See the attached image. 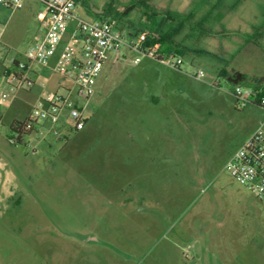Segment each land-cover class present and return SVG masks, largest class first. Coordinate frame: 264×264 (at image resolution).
I'll return each mask as SVG.
<instances>
[{
	"label": "rangeland",
	"instance_id": "374dc122",
	"mask_svg": "<svg viewBox=\"0 0 264 264\" xmlns=\"http://www.w3.org/2000/svg\"><path fill=\"white\" fill-rule=\"evenodd\" d=\"M78 1L81 20L116 15L126 44L136 40L129 33L154 29L165 14L174 22L164 27L183 20L174 38L188 49L181 69L192 82L158 104L160 82L180 79L165 68L170 58L123 46L118 61L112 65L110 53L102 67L82 130L57 138L42 126L13 143L10 125L27 120L42 96L63 92L48 67L34 66L27 82L13 76L11 60L24 61L43 34L40 1L0 5V264H264V200L225 170L264 129V107L238 104L228 84L211 92L202 85L215 76L208 65L264 74V0H226L213 12L211 0H145L148 9L139 0ZM210 10L211 24L200 22ZM249 39L255 46L244 45ZM199 70L203 77L194 79ZM258 85L240 87L245 95ZM161 111L169 118L159 128ZM149 155L154 164L133 165Z\"/></svg>",
	"mask_w": 264,
	"mask_h": 264
},
{
	"label": "built area",
	"instance_id": "2783aa9c",
	"mask_svg": "<svg viewBox=\"0 0 264 264\" xmlns=\"http://www.w3.org/2000/svg\"><path fill=\"white\" fill-rule=\"evenodd\" d=\"M25 0H0V5L15 9ZM43 11L38 21L45 24L41 37L35 38L24 53V61L11 60L14 79L19 82L29 81L27 74L37 67H48L54 59L53 71L59 79L57 88L63 93L46 94L32 106L26 124L35 126L40 132L45 126L54 137H61L84 128L85 104L95 94L96 80L110 53L115 61L123 46L140 51L145 34L139 35L134 43L126 44L125 32L119 24L109 18L91 21L81 20L73 10L78 0H39ZM75 20L74 25L70 22ZM154 58V57H153ZM137 58L133 64H137ZM172 68H178L181 58L167 60ZM204 73L195 72V78H202ZM252 91L244 95L240 86H236L233 95L236 102L244 105L250 102ZM84 101V105L79 104ZM16 142V135L11 139ZM225 170L240 186L248 189L257 199L264 200V129L257 128L229 158Z\"/></svg>",
	"mask_w": 264,
	"mask_h": 264
},
{
	"label": "crops",
	"instance_id": "0c3cea01",
	"mask_svg": "<svg viewBox=\"0 0 264 264\" xmlns=\"http://www.w3.org/2000/svg\"><path fill=\"white\" fill-rule=\"evenodd\" d=\"M42 30L43 31L41 33H44L45 24H44V27ZM39 37H41V36H36L35 38H39ZM171 43H173L175 45L177 51H180L182 53H185L188 51V49L183 45V43L177 42L175 38H172ZM255 44H256V42L253 40H250V39L247 40L246 42H244L245 46L246 45L255 46ZM178 57L182 59V63L178 68L174 69V68L170 67L168 65V63L165 64V66H166L165 68L173 70L175 72V75H177L178 78H180V79L178 81L177 80H174V81L164 80V81H162V82H164V84L162 82H160V84H161L160 86H162V90H161L162 93L158 97L155 98V101L158 102V104L161 101H163L164 99H168V102H170V100L173 96L172 93H174L175 90L183 89V90L187 91V86L191 85V82H192V81H190V80H192V77H191L192 74H190L191 72L187 73V70L181 69V66H182L183 60H184V56H177L175 54L174 58H178ZM15 60L21 61L18 59H15ZM112 62H113L112 65H114L117 61H115V59H113ZM50 65L54 66V59L48 65V68L50 70H52L53 68H50ZM195 66L201 67V65H191L192 68ZM208 67L212 70V72L215 74V76L210 81H202V85L205 86V88L207 90L209 88L210 92H211V90H213L214 88L215 89L216 88L222 89L221 83L228 84L229 87H231V88L228 87V88H226V90L230 95L233 96L234 99H235V97L233 95V91H234V88L236 86H240L242 83L248 82L251 79H258V81H259L258 86H260V87H261L262 83H264V74H260V75L254 77L253 73L247 72V71H245V69H243L242 67H238L237 65H208ZM249 75H251V77ZM243 76H244V80H242V78H239V77H243ZM193 78L196 79L195 77H193ZM167 87L170 88L172 91L171 90L168 91ZM260 87L254 88L251 90L256 91L257 93L264 95V90H262ZM165 89H166V91H165ZM167 91L169 92V94L165 93ZM157 118H158V124H160L159 128L168 125L169 113H167L166 111L159 112L157 114ZM139 146H140V148H138V149H141V145H139ZM149 146L151 147L152 150H154L153 144H151ZM135 160L136 161L133 163V165L140 168L144 163H146V160H148V163L150 165L154 164L155 157H154V155H149V158L142 157L141 159L138 158Z\"/></svg>",
	"mask_w": 264,
	"mask_h": 264
},
{
	"label": "trees",
	"instance_id": "16d2710c",
	"mask_svg": "<svg viewBox=\"0 0 264 264\" xmlns=\"http://www.w3.org/2000/svg\"><path fill=\"white\" fill-rule=\"evenodd\" d=\"M209 0H202V4L207 5V2ZM213 2V6L214 8H211L212 12L218 8H225L224 4L226 0H211ZM236 3V2H235ZM235 3L232 4V6H230V8H232L233 6H235ZM138 5L145 7L146 9L147 6L145 4V0H139L137 2ZM136 6V4L129 6L126 8L125 12L123 13L122 16H125L130 10H132V7ZM228 8V7H227ZM211 10L208 12L207 16L205 17L206 19L201 20L200 22H204L205 24H211L212 20L208 17H210V13ZM105 16H103L104 14H98L96 13V18H109L112 19L114 21H116L118 23V18L116 15H113L112 17H108L110 14H108V11H105ZM166 18L162 19L160 21L159 25H156L154 27V29H144L141 31H135L134 33H129L128 35L130 36H135L136 38L138 37V35L143 32L145 34V39L142 42L141 46H140V51L143 54H148L152 57H154L156 60H161L164 59L165 57H175V54L177 56H183L184 53L177 51L176 49L171 48L170 46H167L166 48H163V46H166V44H170L171 45V40L172 38H174L175 35H177L180 30L182 29V26L184 25V22L182 20V23L180 25L179 28H171V26H168V24L173 23V19L170 18V16L168 14H165ZM170 19L169 23L167 24L166 27L165 23L166 21ZM172 20V22H171ZM119 24V23H118ZM250 102L260 106V107H264V95L257 93L256 91H252L251 97H250ZM9 130L11 131V133H13L14 135H16V142L17 144H21L22 143V138L24 136H28L34 132H37V129L35 126L32 125H28L26 124L25 121L22 122H18V121H14L11 125Z\"/></svg>",
	"mask_w": 264,
	"mask_h": 264
}]
</instances>
